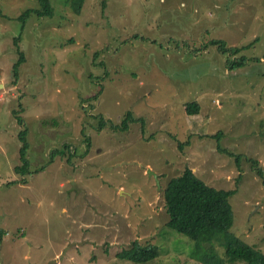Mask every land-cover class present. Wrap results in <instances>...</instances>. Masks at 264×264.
Instances as JSON below:
<instances>
[{"label": "rangeland", "instance_id": "1", "mask_svg": "<svg viewBox=\"0 0 264 264\" xmlns=\"http://www.w3.org/2000/svg\"><path fill=\"white\" fill-rule=\"evenodd\" d=\"M54 1L53 19L27 21L16 79L17 19L38 7L0 0V264H133L115 256L133 241L160 247L146 264H201L167 227L165 191L186 168L237 190L232 231L264 252V185L248 160L264 172V0H86L80 17ZM212 41L251 45L246 64L231 69ZM126 111L144 133L110 129ZM65 145L73 154L56 155Z\"/></svg>", "mask_w": 264, "mask_h": 264}, {"label": "trees", "instance_id": "2", "mask_svg": "<svg viewBox=\"0 0 264 264\" xmlns=\"http://www.w3.org/2000/svg\"><path fill=\"white\" fill-rule=\"evenodd\" d=\"M38 9L28 10L17 19L21 23L18 36L14 39V45L19 55L17 62L13 65V75L19 74L20 65L26 60L25 54L20 49L22 34L24 33L27 21L31 16L38 19H53L55 17L56 4L53 0H34ZM65 7H68L74 16L80 17L86 0H63ZM37 2V3H36ZM55 5V7H54ZM219 51L231 58H228L226 65L231 69L241 67L246 64L248 58L239 56L244 50H248L251 45L242 48L228 47L223 41H212ZM239 56V57H238ZM186 113L190 116L198 115L201 112V104L197 101L189 102L185 107ZM17 123L22 126L24 121L21 116L14 113ZM101 117V116H99ZM108 121L102 117L100 128L106 126ZM139 123L141 131L144 133L145 121L142 117L137 118L131 111H126L120 123H110L109 127L113 131L125 132L130 124ZM27 130H22L18 135L22 146L20 148V165L15 167L16 173L30 172L31 161L28 158L30 144L27 140ZM219 137V133L215 138ZM86 146L90 147V142L85 139ZM186 143H178L180 149ZM220 151L234 157L239 165L240 156L229 153L219 148ZM69 145H65L63 151H56V155L64 156L69 152ZM75 153V152H74ZM54 159V158H53ZM253 165L256 175L264 185V172L258 167V162L248 159ZM44 169H37L36 173ZM31 173V175H32ZM240 178L237 179V185ZM237 194V190L223 191L209 187L200 180L190 168H186L181 176L173 179L165 191L166 210L170 216L167 227L181 234L193 243L191 257L201 264H264V252L247 244L232 231L234 225V212L230 200ZM219 250H223L221 254ZM119 260L133 264H146L158 260L162 256L159 246L154 244H141L133 241L127 249H122L116 255Z\"/></svg>", "mask_w": 264, "mask_h": 264}, {"label": "water", "instance_id": "3", "mask_svg": "<svg viewBox=\"0 0 264 264\" xmlns=\"http://www.w3.org/2000/svg\"><path fill=\"white\" fill-rule=\"evenodd\" d=\"M147 175H149L150 177L154 178L156 181V184H158V186L161 188V181L159 179V176L156 175L155 172L151 171V170H147Z\"/></svg>", "mask_w": 264, "mask_h": 264}]
</instances>
